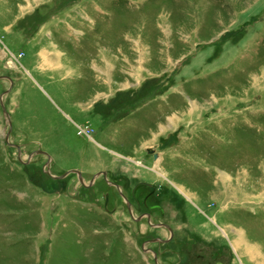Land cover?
<instances>
[{
  "label": "rangeland",
  "instance_id": "374dc122",
  "mask_svg": "<svg viewBox=\"0 0 264 264\" xmlns=\"http://www.w3.org/2000/svg\"><path fill=\"white\" fill-rule=\"evenodd\" d=\"M0 98V264H264V0H0Z\"/></svg>",
  "mask_w": 264,
  "mask_h": 264
},
{
  "label": "flooded vegetation",
  "instance_id": "af4514ba",
  "mask_svg": "<svg viewBox=\"0 0 264 264\" xmlns=\"http://www.w3.org/2000/svg\"><path fill=\"white\" fill-rule=\"evenodd\" d=\"M147 150H148V152H150L151 153V155L153 156V158L154 159H156L157 157H158V155L156 154V153H158V151H157V148H156V146H153V147H147L146 148ZM102 176V178L104 179V181H105V183L109 186H113L114 188H115V190L117 191V193H119V195L122 197V198H125V196L123 195V193L121 192V189L119 188V186L115 183V182H113V181H106L105 180V171L104 172H99V173H97V175H93V176H91L90 178H89V180H88V183H87V185L85 184H83L82 183V181H83V178H82V176L81 175H77L78 176V179H79V181H80V183L83 185V186H86V187H91L92 185H93V183H94V180H95V178L96 177H98V176ZM151 190H152V194L154 193L155 194V191L151 188ZM146 200H147V197L146 198H144V200L142 201L143 202V204H146ZM104 201H105V203H104V208H106V205H107V202H108V196L107 195H105L104 196ZM127 206H128V210H131L130 209V206L127 204ZM143 217H145V219H147V221H148V224L149 225H151V226H163V227H165L166 229H170L169 228V226L168 225H166L165 223H160L159 225H156V224H150V219H151V214H149V213H147V212H140L139 213V215H138V220H140L141 218H143ZM137 220V221H138ZM154 239H156V240H154V241H159V242H163V243H166V242H169L170 241V239H171V236L170 237H168V238H158V237H156V238H154ZM152 253V257H153V259H154V261H155V263L157 262V259H158V255H157V253L155 252V251H152L151 252Z\"/></svg>",
  "mask_w": 264,
  "mask_h": 264
},
{
  "label": "water",
  "instance_id": "95a60500",
  "mask_svg": "<svg viewBox=\"0 0 264 264\" xmlns=\"http://www.w3.org/2000/svg\"><path fill=\"white\" fill-rule=\"evenodd\" d=\"M0 103H1V106H2L3 111L5 112V108H4V106H3V103H2L1 98H0ZM6 138H7V136H6ZM37 153H45V152L42 151V150H37ZM45 154H46V153H45ZM70 171H74V172H76L77 174H79V171L76 170V169H72V170H70ZM63 176H64V174H63Z\"/></svg>",
  "mask_w": 264,
  "mask_h": 264
}]
</instances>
